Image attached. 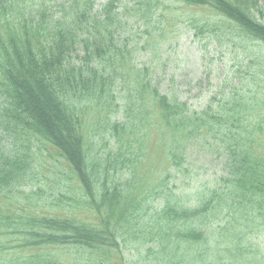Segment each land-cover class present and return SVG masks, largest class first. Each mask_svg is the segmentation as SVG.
Returning a JSON list of instances; mask_svg holds the SVG:
<instances>
[{"label":"trees","instance_id":"trees-1","mask_svg":"<svg viewBox=\"0 0 264 264\" xmlns=\"http://www.w3.org/2000/svg\"><path fill=\"white\" fill-rule=\"evenodd\" d=\"M181 1L232 58L194 104L131 62V16L152 46L167 0H0V264H264V2Z\"/></svg>","mask_w":264,"mask_h":264},{"label":"rangeland","instance_id":"rangeland-1","mask_svg":"<svg viewBox=\"0 0 264 264\" xmlns=\"http://www.w3.org/2000/svg\"><path fill=\"white\" fill-rule=\"evenodd\" d=\"M45 1L50 2V4L52 2V0ZM62 1L66 3L71 2V0ZM98 1L101 4L103 2L105 3L107 0ZM261 2H264V0H261ZM163 12V18L159 17L158 20L160 23L163 22L162 24L165 23L163 28L159 26L160 31L163 29L164 35L162 38H158L152 46L147 44L149 36L145 27H138L139 18L137 14L131 16L132 27L129 26V35L132 39L135 38L137 42L134 43L135 59L134 62H131H136L141 68L148 65L150 69L155 67L156 71L159 70L162 77L165 79L163 82V91L166 89V86H169L170 79L177 78L175 79V83L183 93L181 94L186 96L191 103H199L206 95L210 93L213 94V92L219 90L221 82L227 77L224 67H230L226 72H229L232 67V64H230L232 59L231 56H226L217 49L216 40L208 36L209 32L205 31L204 34L198 32L197 35L195 24L191 22L192 18L198 19V17H207L210 15L214 17L215 13L207 8L188 6L181 0L180 2H178V0H167ZM149 31H154V27L151 26ZM240 54L243 53L240 52ZM74 60L76 61V59ZM247 63L248 57L244 61L243 66ZM260 68L264 70V65H261ZM261 79L262 78L259 79V82ZM247 81L250 82V79ZM245 85V87L248 86L246 83ZM262 88L264 89V81ZM263 89H260V91L264 94ZM187 91L190 92L188 94L189 97L185 93ZM260 102L261 104L258 109L264 114V95L260 99ZM89 122L92 124L91 118ZM50 150V154H48L47 151L46 153L43 151L44 162H48L47 165L42 162L43 160L37 162L41 171V177L40 179H35L37 186H42L40 196H45L47 198L46 207L44 210L42 209V211L47 213L57 210L50 203V187H53L54 181L60 177L59 170L55 165L59 164L61 169L65 168L63 160L54 153L53 149ZM163 150L164 149L156 143L155 137L150 143V156L146 164L151 167L152 174L154 175H159L162 169L166 167L167 158ZM51 163H53L52 167L48 168L47 166L51 165ZM145 167L148 169L147 166ZM152 182L153 179L149 178L148 183L151 185Z\"/></svg>","mask_w":264,"mask_h":264}]
</instances>
